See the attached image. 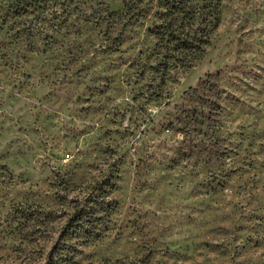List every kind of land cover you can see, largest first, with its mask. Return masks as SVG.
Masks as SVG:
<instances>
[{"label": "rangeland", "instance_id": "1", "mask_svg": "<svg viewBox=\"0 0 264 264\" xmlns=\"http://www.w3.org/2000/svg\"><path fill=\"white\" fill-rule=\"evenodd\" d=\"M210 1L0 0V264H264V0Z\"/></svg>", "mask_w": 264, "mask_h": 264}, {"label": "trees", "instance_id": "2", "mask_svg": "<svg viewBox=\"0 0 264 264\" xmlns=\"http://www.w3.org/2000/svg\"><path fill=\"white\" fill-rule=\"evenodd\" d=\"M192 0H165L164 6L166 7L165 12L162 16L165 20L160 26L158 31L159 37L162 41H170L175 38H180L185 31L184 23L185 19L195 21L197 17H201V23H203V30L205 31L203 42L209 43L210 33L213 31V27L217 24L219 17V3H204L202 7L193 5ZM182 24L178 26L177 22L180 21Z\"/></svg>", "mask_w": 264, "mask_h": 264}]
</instances>
